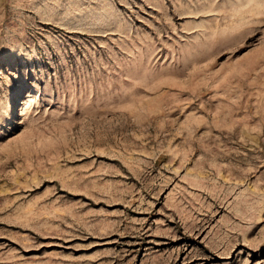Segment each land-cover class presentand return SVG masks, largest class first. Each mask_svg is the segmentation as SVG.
Masks as SVG:
<instances>
[{
  "label": "rangeland",
  "instance_id": "obj_1",
  "mask_svg": "<svg viewBox=\"0 0 264 264\" xmlns=\"http://www.w3.org/2000/svg\"><path fill=\"white\" fill-rule=\"evenodd\" d=\"M0 264H264V0H0Z\"/></svg>",
  "mask_w": 264,
  "mask_h": 264
}]
</instances>
